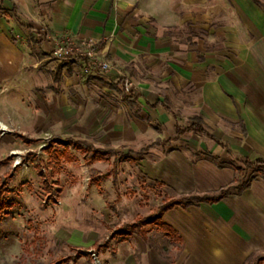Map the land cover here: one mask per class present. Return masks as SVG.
I'll list each match as a JSON object with an SVG mask.
<instances>
[{
    "label": "crops",
    "instance_id": "1",
    "mask_svg": "<svg viewBox=\"0 0 264 264\" xmlns=\"http://www.w3.org/2000/svg\"><path fill=\"white\" fill-rule=\"evenodd\" d=\"M259 1L262 7L253 0H2L0 82L19 79L18 87L36 93L32 121L18 123L82 155L88 152L72 144L88 143L98 152L89 166L123 155L161 202L213 198L238 185L232 164L264 160ZM63 36L102 43L111 70L80 77L78 65L51 60L49 39ZM196 119L209 136L185 131ZM91 186L99 198L111 190L95 180ZM95 201L99 216L114 223L109 202ZM160 222L174 235L143 231L151 225L115 227L107 243L80 236L71 243L80 260L99 251L102 264H250L264 254V178L215 203L177 206Z\"/></svg>",
    "mask_w": 264,
    "mask_h": 264
},
{
    "label": "rangeland",
    "instance_id": "2",
    "mask_svg": "<svg viewBox=\"0 0 264 264\" xmlns=\"http://www.w3.org/2000/svg\"><path fill=\"white\" fill-rule=\"evenodd\" d=\"M185 34L186 38L190 35L187 30ZM18 83L19 79L12 85L0 82V120L10 126L6 135L0 134V184L4 182L6 190L0 222V264H51L58 260L92 264L89 258L80 260L76 256L71 240L80 236L107 243L112 229L124 231V226L136 222L137 216L159 208L163 202L160 191L145 181L136 171V164L123 155L112 153L103 163L89 166L85 161L94 149L88 143L83 145L88 154L82 155L71 147L47 141L48 135L60 140L50 132L33 128L29 133L18 119L24 116L32 121L31 114L38 111L37 97L32 89L25 92ZM65 150H72V159L63 156ZM19 160L21 165L15 167ZM251 175L248 170L244 176ZM93 180L104 188L108 184L111 190L99 191V198L91 186ZM95 199L109 202L111 211L116 212L114 223L99 216L98 208L91 204L96 203ZM143 231L170 238L157 225ZM259 258L264 254L250 264H257Z\"/></svg>",
    "mask_w": 264,
    "mask_h": 264
},
{
    "label": "trees",
    "instance_id": "3",
    "mask_svg": "<svg viewBox=\"0 0 264 264\" xmlns=\"http://www.w3.org/2000/svg\"><path fill=\"white\" fill-rule=\"evenodd\" d=\"M258 6L262 7V3L259 0H253ZM186 132H194L199 133L201 135L209 136V134L204 130L202 126V122L199 119H196L186 130ZM76 149L81 150L82 152H86L85 149H83V146H80L77 143L72 144ZM97 154L98 152L92 151V155L90 156L88 160V165H91L93 162L97 160ZM65 155V154H64ZM103 157V155H102ZM58 159H60V156H57ZM231 167L238 173V175L242 178L241 180L238 179V185L236 187H230L225 190H222L218 196L210 198L208 196L204 197H192V198H182V199H168L166 198L163 201V204L155 210L150 217L148 218H140L137 223L130 224L125 226V229L129 232L133 231H141L145 226L148 225H157L160 229L163 231H168V235H174L171 230H165L164 225L160 222V219L162 215L173 208L179 206L183 208H187L190 205H192L194 202L201 203V202H208V203H215L223 198L227 197L228 195L232 194V191H236L237 194H241L243 191L248 189L250 187V184L253 180H255L258 177L264 178V160L260 159L256 162H250L248 160L244 161L242 165H234L232 164ZM250 170L252 172V175L250 177L245 178L246 171ZM42 174V172H40ZM244 174V175H243ZM5 183L2 182L0 184V222L2 221V215L5 205H4V194H5ZM67 260H58L51 264H65ZM257 264H264V258H259L257 261Z\"/></svg>",
    "mask_w": 264,
    "mask_h": 264
},
{
    "label": "built area",
    "instance_id": "4",
    "mask_svg": "<svg viewBox=\"0 0 264 264\" xmlns=\"http://www.w3.org/2000/svg\"><path fill=\"white\" fill-rule=\"evenodd\" d=\"M51 51L50 59L79 66L80 77L93 74H107L111 70L108 61L101 57L102 43L90 39H76L70 36L60 38H50ZM126 91L131 90L132 83L124 80L123 84ZM10 131V126L0 120V134L6 135ZM47 141L54 143L52 136H47ZM21 165V160L16 162L15 167ZM60 205V203H58ZM93 264H102L99 251L92 249L88 251Z\"/></svg>",
    "mask_w": 264,
    "mask_h": 264
}]
</instances>
